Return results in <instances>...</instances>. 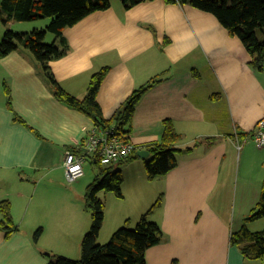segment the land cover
Segmentation results:
<instances>
[{
    "label": "crops",
    "instance_id": "crops-1",
    "mask_svg": "<svg viewBox=\"0 0 264 264\" xmlns=\"http://www.w3.org/2000/svg\"><path fill=\"white\" fill-rule=\"evenodd\" d=\"M62 36L67 51L49 66L66 92L84 97L91 75L107 67L96 101L110 119L134 89L160 75L135 105L130 140L157 141L170 119L180 134L177 146L192 147L165 175L136 177L132 189L121 191L122 200L129 198L118 209V225L136 223L160 197L149 218L163 238L147 249L145 264H264V257L244 259L229 243L258 201L264 176V147L242 142L264 115V64L255 70L241 41L212 13L164 0L129 8L109 1ZM37 68L24 47L0 57V200H9L17 225L8 237L0 229V264H46L48 241L65 242L73 230L80 232V203L91 182L85 172L68 181L63 157L93 120L59 100ZM90 160L85 163L93 165L95 157ZM138 164L143 159L121 167L137 171Z\"/></svg>",
    "mask_w": 264,
    "mask_h": 264
},
{
    "label": "trees",
    "instance_id": "trees-1",
    "mask_svg": "<svg viewBox=\"0 0 264 264\" xmlns=\"http://www.w3.org/2000/svg\"><path fill=\"white\" fill-rule=\"evenodd\" d=\"M120 1L124 8H129L148 0ZM164 1L170 4H187L212 13L229 34L241 41L251 56V66L257 71L262 70L264 64V0ZM108 7L109 0H0V19L3 22L10 19L28 21L50 18L44 28H34L30 32H15L6 29L0 39V57L19 46L29 50L37 62L39 74L52 87L54 95L59 100L90 116L93 126L102 130L113 127L114 136L124 143H130L131 121L135 105L150 87L162 80L160 75L134 89L116 109L113 116L105 119L101 116L100 107L96 101V92L107 67H102L91 75L86 94L82 98H77L59 85L49 66V61L62 57L67 51V42L62 36V30L74 25L89 13ZM47 32L56 35L59 45L44 41ZM259 32L262 34L261 37L258 36ZM4 87L5 93H8V88ZM179 140L180 134L176 132L173 122L165 119L162 134L157 141L143 145L134 144V149L128 156L107 165L100 164L95 158L93 165L96 173L83 195L85 207L90 211L91 225L81 239V256L73 259L45 253L48 259L46 264H145L147 249L158 244L163 238L160 226L149 218V215L160 205V197L139 217L133 227L129 226L128 220H125L123 226L114 230L105 243H98L96 239L104 220V204L97 194L99 191H111L122 197L123 177L120 167L126 162L137 159L136 152L140 148L146 149L149 153V156L143 159L147 179L153 180L165 175L175 165L178 154L189 152L192 149V147L179 148L177 146ZM93 158L88 155L86 160L93 163ZM0 212L2 215L0 229L4 230L8 237L9 234L17 231V225L11 217V205L8 199L0 200ZM263 216L264 176L258 201L244 218L240 228L229 235V243L239 249L244 259L259 260L264 257V229L251 231L248 228L249 222ZM40 234L41 228L36 229L33 239L37 240Z\"/></svg>",
    "mask_w": 264,
    "mask_h": 264
},
{
    "label": "rangeland",
    "instance_id": "rangeland-1",
    "mask_svg": "<svg viewBox=\"0 0 264 264\" xmlns=\"http://www.w3.org/2000/svg\"><path fill=\"white\" fill-rule=\"evenodd\" d=\"M109 1L111 3H113V2H117L119 4L121 3L120 0H109ZM49 20H50L49 17L35 19V20H28V21H20V20L10 19L7 22H3L0 19V39L2 38L6 29H10V30L15 31V32H30L34 28H38V29L44 28L48 24ZM258 36L261 37L262 34L259 32ZM44 41L47 43L53 42L54 44L59 45L58 38H56V35L51 33V32L46 33V35L44 37ZM34 61L37 64L35 59H34ZM138 165H140V166H138L140 168V167H142L143 164H138ZM127 167L128 166H125L123 168L121 167V171H122V175H123V183L121 186V191L125 192V194H126V190L133 188L132 183L134 181V178L137 177L139 179H143V182L147 178L144 165L141 168V170H137V171L136 170L135 171H129V170H127ZM83 169L85 172L84 181L85 180L88 182L92 181V178L96 173L95 166L92 164L85 163L83 165ZM149 185H150V188H153V189H155V187H156L153 182H150ZM12 187H13V184L8 185L6 187V191L11 190ZM77 189H79V187H77ZM98 197L103 201V204H104V220H103L101 229L99 231V235L97 236L96 240L98 243H105L109 239L110 235L114 232V230H116L118 227L121 226L122 223L120 225H118L119 219L116 215H117V212L119 213L118 209L122 210L120 205L124 206L125 203H127L129 196H126L127 197L126 200H122V197H119L114 192L99 191ZM19 198H20V196H18V199ZM80 205L82 206L83 211H84V214L80 218V221H77V224H79L80 232L76 233V230H73L72 234H70V233L68 234L67 239H69V240L65 241V242H61V241L54 242L53 239L51 241H48L47 244L49 247L48 248L49 251H44L45 253L55 254V255H59V256L62 255V256L69 257V258H73V259L80 258V256H81V244H80L81 239H82L83 234L86 233L90 229V225H91L90 211L85 207L84 200L82 201V203H80ZM240 218L241 217H238V220H240ZM254 221H255L254 222L255 228H254V230H251V231H259V230L264 229V216L257 219V220H254ZM123 224H122V226H123ZM134 224H135L134 222H130L129 226L133 227ZM82 232H83V234H82V236H80Z\"/></svg>",
    "mask_w": 264,
    "mask_h": 264
},
{
    "label": "built area",
    "instance_id": "built-area-1",
    "mask_svg": "<svg viewBox=\"0 0 264 264\" xmlns=\"http://www.w3.org/2000/svg\"><path fill=\"white\" fill-rule=\"evenodd\" d=\"M113 134V127L102 130L93 126L75 149L67 150L63 157L66 179L75 181L83 175V165L88 155L97 158L102 165L128 156L134 149V143H124ZM242 137V142L248 141L258 147H264V115L257 120L255 127Z\"/></svg>",
    "mask_w": 264,
    "mask_h": 264
},
{
    "label": "water",
    "instance_id": "water-1",
    "mask_svg": "<svg viewBox=\"0 0 264 264\" xmlns=\"http://www.w3.org/2000/svg\"><path fill=\"white\" fill-rule=\"evenodd\" d=\"M136 154H137V157L144 159L146 156H148V151L145 149H139L137 150Z\"/></svg>",
    "mask_w": 264,
    "mask_h": 264
}]
</instances>
